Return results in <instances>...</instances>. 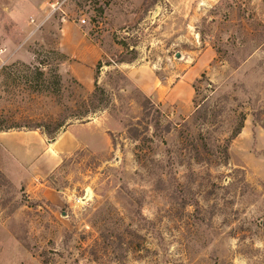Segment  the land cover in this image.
<instances>
[{"label": "rangeland", "instance_id": "1", "mask_svg": "<svg viewBox=\"0 0 264 264\" xmlns=\"http://www.w3.org/2000/svg\"><path fill=\"white\" fill-rule=\"evenodd\" d=\"M50 1L0 0V264H264V0ZM69 27L102 53L85 82Z\"/></svg>", "mask_w": 264, "mask_h": 264}, {"label": "trees", "instance_id": "2", "mask_svg": "<svg viewBox=\"0 0 264 264\" xmlns=\"http://www.w3.org/2000/svg\"><path fill=\"white\" fill-rule=\"evenodd\" d=\"M39 74H40L39 80H41L40 84H42L41 86H43V90L50 92L52 88L51 80H50L51 78L46 77L44 71H40ZM55 82H56L55 84L57 86L58 92L61 93L63 91L64 84H63L62 75L59 72L55 74ZM77 84H79L78 81H77ZM105 93L106 91L103 88L97 86L96 91L90 97L85 98V99L76 100L74 106L71 107L69 105L64 104L63 111L66 110V112H70V114L67 115V117L64 116L63 119L59 121L58 124L55 126V129L52 128V126L50 125L51 123L44 125L45 128L43 132L46 133L51 138H55L67 126L71 124V122L69 121L80 120L82 122H85L86 117H89L91 114L96 113L97 110L103 107V104L106 100L104 99ZM239 119L240 120L238 122V125L232 130L230 136L224 140V144L222 145V149L220 152V156H223L222 157L223 159H226V160L229 159L230 144L242 132V129L244 128V123L246 121V113L241 112L239 114ZM36 128H42V127L37 126ZM129 130L130 132L135 133L134 137H136L137 136L136 134L139 133L137 127L135 128L132 127Z\"/></svg>", "mask_w": 264, "mask_h": 264}, {"label": "crops", "instance_id": "3", "mask_svg": "<svg viewBox=\"0 0 264 264\" xmlns=\"http://www.w3.org/2000/svg\"><path fill=\"white\" fill-rule=\"evenodd\" d=\"M77 24H75V28H77ZM74 27H69L67 31H64L62 36H61V46L64 49V52L67 56L70 58H76L78 57L80 60H83L85 63L80 62L79 64L85 67L83 71H81L79 66H74L72 67L71 73L75 78H78V80L82 81H88L89 77L92 76L94 69L93 65L97 63L101 56L102 53L100 50L97 49V47L88 42V39H84L82 34L80 32H77L78 34H74L73 31ZM84 44V49H80L79 46H82ZM78 50H80V53L78 54ZM13 144V143H12ZM53 146H56V148L61 151L64 149H71L75 147L76 141L73 137L70 135H67L62 133L56 141L53 142ZM8 145V144H7ZM11 147V145H8ZM25 156L24 154H22Z\"/></svg>", "mask_w": 264, "mask_h": 264}, {"label": "built area", "instance_id": "4", "mask_svg": "<svg viewBox=\"0 0 264 264\" xmlns=\"http://www.w3.org/2000/svg\"><path fill=\"white\" fill-rule=\"evenodd\" d=\"M70 0H52L49 2V7H50V13L49 16H53L54 13L56 12H62L63 9L65 8L66 4H68ZM81 22L83 24L86 23V19L82 18Z\"/></svg>", "mask_w": 264, "mask_h": 264}, {"label": "water", "instance_id": "5", "mask_svg": "<svg viewBox=\"0 0 264 264\" xmlns=\"http://www.w3.org/2000/svg\"><path fill=\"white\" fill-rule=\"evenodd\" d=\"M181 55H180V53H177V57H180ZM54 141H56V139L54 140ZM86 195H87V193H86ZM86 195H85V197H84V200H86L85 198H86Z\"/></svg>", "mask_w": 264, "mask_h": 264}]
</instances>
